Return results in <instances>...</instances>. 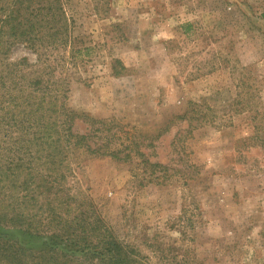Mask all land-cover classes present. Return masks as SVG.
Returning a JSON list of instances; mask_svg holds the SVG:
<instances>
[{
    "label": "rangeland",
    "instance_id": "obj_1",
    "mask_svg": "<svg viewBox=\"0 0 264 264\" xmlns=\"http://www.w3.org/2000/svg\"><path fill=\"white\" fill-rule=\"evenodd\" d=\"M33 1L15 6L60 9L69 29L33 48L0 32L1 219L25 217L32 232L38 222L44 237L57 216L80 230L98 219L131 264H264V0ZM35 79L77 115L73 131L92 127L79 115L103 121L118 131L111 142L164 166L166 182L148 183L133 151L127 163L80 150L62 179L39 181L46 165L24 144L22 100L6 101Z\"/></svg>",
    "mask_w": 264,
    "mask_h": 264
},
{
    "label": "trees",
    "instance_id": "obj_2",
    "mask_svg": "<svg viewBox=\"0 0 264 264\" xmlns=\"http://www.w3.org/2000/svg\"><path fill=\"white\" fill-rule=\"evenodd\" d=\"M6 2L8 4H3L4 7H0L4 12L3 17L0 19V32L9 37L6 45H10L11 42L17 40H23V43L26 42L33 48L35 43L43 41L44 36L46 37V43L52 46L63 41L62 35H66L69 29L63 11L53 7L46 9L39 5L29 9L32 6L30 5L25 9L20 4L15 6L18 0H7ZM35 2L36 0L33 1V3ZM18 65L19 63L12 64L10 73L14 72L16 74ZM114 74H119V71L115 70ZM0 80H2L1 77ZM40 83L41 81L38 79L32 80L29 84L32 91L21 95H10L6 99L7 102L13 103L15 107L20 99L22 100L21 104L24 111L18 112L21 116L17 120L27 122L26 131L28 130L32 137L24 144H26L27 149L31 145H37L38 148L35 149V153H38L43 160V164L46 165L45 170L47 172L39 177V181L56 182L62 179L63 175L58 174V168L62 166L69 168L68 163L71 153L80 150L90 157L109 158L116 162L127 163L131 161L133 157L131 152L133 151L134 156L142 157V163L150 168L146 176L148 183L161 185L166 182L169 177L165 174L166 168L164 166L156 161L150 162L137 149L125 152L127 149L124 148L128 147H125L122 143L111 142L113 138H118V131L111 134L110 128L103 121L90 117H80L79 115V118H82L81 121L85 122L87 120L86 123L92 127L89 133L73 131L71 124L77 118V115L64 107L63 103L60 105L55 104L58 96L52 92L54 85L40 86ZM64 90L57 93L63 96ZM1 102L2 99H0ZM45 103H47V106H45ZM43 112H48L47 117L49 119L46 122L42 119L43 115H39ZM10 120L16 119L11 118ZM36 126L41 131L36 130ZM38 132L40 134L35 135ZM37 138H40L38 144L36 143ZM132 145L135 147L136 143H132ZM144 172L146 173L145 169ZM22 183L27 186L26 179ZM6 219L0 217V264L3 261L5 264H71L72 257L67 253L91 254L110 264L132 263L123 255L118 244L106 235L98 219L90 222L88 230L86 228L80 230V227L74 226V228L66 225V218L62 219L61 216L60 218L57 216L55 218L58 219L55 231L46 237L39 235L38 226L40 227V224L38 222L36 231L32 232L29 229L31 225L25 217L15 215ZM52 221L53 219L47 222L46 225H51ZM94 234H97V237ZM91 236L96 238L94 243L93 240L91 241ZM100 236H104V240L99 239ZM34 245H40L41 248L35 250ZM60 247L64 250L63 253H67L56 255V250Z\"/></svg>",
    "mask_w": 264,
    "mask_h": 264
}]
</instances>
